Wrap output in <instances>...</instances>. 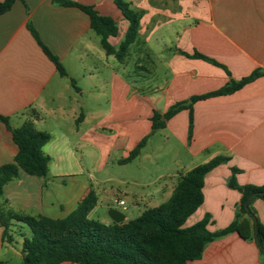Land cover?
Segmentation results:
<instances>
[{
	"label": "crops",
	"instance_id": "obj_1",
	"mask_svg": "<svg viewBox=\"0 0 264 264\" xmlns=\"http://www.w3.org/2000/svg\"><path fill=\"white\" fill-rule=\"evenodd\" d=\"M72 1L113 18L119 34L109 41L115 47L120 44L129 25L112 0ZM126 1L143 16L125 63L106 54L90 16L79 8L53 0H18L0 15V116L9 118L12 128L33 121L38 131L51 136L43 148L50 157L47 177L20 170L0 195V208L64 218L89 193L94 179L92 170L70 164L81 163L86 154L97 171L158 162L148 148L160 133L167 143L172 138L180 143L186 163L175 173L137 183L147 189L144 192L122 194L131 195L135 207L156 208L165 203H159L161 198H171L181 176L227 157L228 162L206 175L204 203L185 225L210 215L208 229H224L235 220L242 198L228 185L233 169L239 170V185L264 186V75L232 94L193 103L192 111L182 110L165 129L153 131L152 117L178 103L190 105L193 97L219 91L231 80L264 72V0ZM29 25L60 60L66 76L45 54ZM195 53L218 65L194 58ZM144 138L148 141L140 155L122 164ZM17 153L12 132L0 121V166L13 163ZM162 179L165 183L159 182ZM107 180L111 178L102 181ZM253 208L264 226V200L256 199ZM102 223L113 221L109 217ZM3 232L0 224L1 243ZM5 244L23 262V239ZM188 264H264V254L256 241L232 233L208 244L202 257Z\"/></svg>",
	"mask_w": 264,
	"mask_h": 264
},
{
	"label": "trees",
	"instance_id": "obj_2",
	"mask_svg": "<svg viewBox=\"0 0 264 264\" xmlns=\"http://www.w3.org/2000/svg\"><path fill=\"white\" fill-rule=\"evenodd\" d=\"M17 1L1 0L0 15L9 12ZM112 1L129 25L117 47L109 41L111 37H117L119 34L118 23L113 18L102 16L93 6L72 0H53L54 4L76 7L88 14L92 29L101 37L106 54L115 56L120 63H125L131 47L138 40L143 15L126 0ZM29 29L59 73L66 76L67 72L60 60L42 43L32 25H29ZM194 58L209 60L218 65L214 60L199 53H195ZM263 75L262 70H257L240 81L231 80L219 91L193 97L190 105L178 103L163 115L155 111L152 117L153 131L165 129L167 122L182 110L192 111L193 103L232 94ZM0 121L12 132L18 147L14 162L0 166V195H3L5 186L18 178L20 170L31 176L47 177L50 157L44 153L43 148L51 136L38 131L33 121L25 122L20 128H12L7 117L0 116ZM192 127L191 112L190 137ZM147 141L148 138H144L121 163L127 164L137 158ZM229 160L227 157H217L192 169L181 176L167 202L147 209L137 218L123 224L113 222L108 225L90 218V213L98 204V196L93 189L64 218L32 216L11 210L5 213L0 209V224L4 229L3 241H13L10 227L14 222L29 228L30 235H22V264H188L190 261L199 260L208 244L232 233H237L244 240L256 241L264 254V226L253 208L256 199L264 200V186L239 185L236 180L239 170L236 168L233 169V175L228 182L230 188L242 194L235 220L228 227L215 232L208 229L210 215L189 227L185 226L187 220L204 203L203 188L206 175Z\"/></svg>",
	"mask_w": 264,
	"mask_h": 264
},
{
	"label": "rangeland",
	"instance_id": "obj_3",
	"mask_svg": "<svg viewBox=\"0 0 264 264\" xmlns=\"http://www.w3.org/2000/svg\"><path fill=\"white\" fill-rule=\"evenodd\" d=\"M150 148H148L149 151L154 153V157L158 159V162L155 160V162L151 161V164L146 163L144 165H139L135 162L124 167L114 165L108 167L105 171H97L94 169L93 158L90 154H86L82 158L81 163L76 165L70 164L71 167H83L93 172L94 179L91 182V186L98 194L99 201L96 208L90 213L91 219L103 222L104 219H109V211L111 209L122 212L128 220L137 218L146 207L142 205L135 207L134 198H132L131 195H124L122 193L144 192V190L147 189H142L137 183L149 182L163 173H175V170H180V167H182L188 159L187 154L181 149L180 143L176 139L172 138L167 143L166 136L160 133L153 138ZM80 154L81 153L78 152L79 156ZM201 160L202 159L198 160L199 163ZM106 178H111V180L103 182L102 180ZM165 181V179H162L159 182L165 183ZM169 181H171V179H169L168 182ZM150 188L152 189L153 186ZM168 198L169 197L161 198L159 203L167 202L169 200ZM120 200H124V206L118 204V202H121ZM0 209L4 210L5 213L11 210L5 208ZM23 234L29 236V228L24 224H17L14 222L10 227V235L13 240L20 242L23 239ZM14 247L17 248L18 246ZM8 249L10 248L6 246L4 241L1 243L0 238V261L5 264H22V259L14 254L12 250Z\"/></svg>",
	"mask_w": 264,
	"mask_h": 264
},
{
	"label": "water",
	"instance_id": "obj_4",
	"mask_svg": "<svg viewBox=\"0 0 264 264\" xmlns=\"http://www.w3.org/2000/svg\"><path fill=\"white\" fill-rule=\"evenodd\" d=\"M109 216L112 219V221L117 224H123L126 219V216L122 212L115 209H111L109 211Z\"/></svg>",
	"mask_w": 264,
	"mask_h": 264
},
{
	"label": "built area",
	"instance_id": "obj_5",
	"mask_svg": "<svg viewBox=\"0 0 264 264\" xmlns=\"http://www.w3.org/2000/svg\"><path fill=\"white\" fill-rule=\"evenodd\" d=\"M119 205L123 206L124 205V202H120Z\"/></svg>",
	"mask_w": 264,
	"mask_h": 264
}]
</instances>
